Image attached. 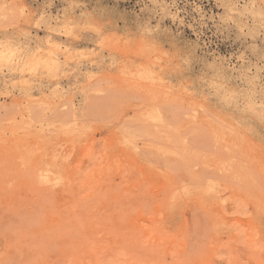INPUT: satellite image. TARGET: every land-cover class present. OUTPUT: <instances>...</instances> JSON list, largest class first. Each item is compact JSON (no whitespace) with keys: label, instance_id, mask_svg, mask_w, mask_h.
<instances>
[{"label":"rangeland","instance_id":"rangeland-1","mask_svg":"<svg viewBox=\"0 0 264 264\" xmlns=\"http://www.w3.org/2000/svg\"><path fill=\"white\" fill-rule=\"evenodd\" d=\"M0 264H264V0H0Z\"/></svg>","mask_w":264,"mask_h":264}]
</instances>
